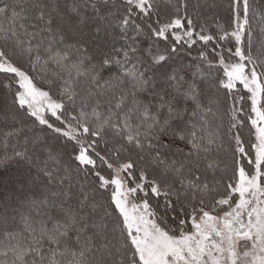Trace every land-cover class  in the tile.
Returning a JSON list of instances; mask_svg holds the SVG:
<instances>
[{"label":"snow or ice","instance_id":"snow-or-ice-1","mask_svg":"<svg viewBox=\"0 0 264 264\" xmlns=\"http://www.w3.org/2000/svg\"><path fill=\"white\" fill-rule=\"evenodd\" d=\"M169 4L167 20L160 19L155 0H120L119 7L117 0H72L65 3L66 12L59 0H13L0 7V42L5 46L0 48V74H4L0 88L11 93L16 116L25 114L71 145L61 185L72 179L73 165L77 177L91 178L87 183L75 181L82 193L76 209L69 192L54 191L53 197L68 199L32 201L35 216L21 214L19 228L4 227L0 264H264V56L252 53L250 0H231L233 26L217 24L216 33L188 15L187 0ZM86 8L94 14L108 9L100 17L103 24L94 26V37L119 33L133 43L113 46L97 62L86 44H69V33L88 23ZM145 33L153 44L141 50L135 42ZM197 45L196 58L206 71H198L194 78L209 81L214 68L222 70L215 84L225 90L228 123L225 128L220 116L209 130V121L202 117L178 130L175 139L189 151L176 147L174 154L184 159L169 162L162 151L172 148L162 139L169 131L167 121L161 125L137 98V90L149 83L147 69L141 71L142 57L147 55L149 67H163L182 50L191 55ZM73 51L76 60L69 64ZM15 55L26 57L33 72L43 73L48 90L34 82L35 77L13 59ZM111 64L119 74L102 77L97 69ZM63 72L85 77L87 94L77 91L75 84L69 86ZM162 77L201 109L194 81L187 83L175 71ZM127 86L133 91L131 107L125 109ZM105 96L106 102L97 99ZM204 111L217 116L211 108ZM246 127L248 140L242 135ZM213 146L231 152L227 182L202 179L189 167L193 157L199 160ZM48 159L61 163L52 152ZM221 170L227 172L229 165L225 162ZM46 175L51 180L52 174ZM72 187L69 183V190ZM86 205L92 213L103 209L99 222L93 219L87 224L82 215ZM49 206L58 215L46 211ZM0 220L8 224L7 205Z\"/></svg>","mask_w":264,"mask_h":264},{"label":"trees","instance_id":"trees-1","mask_svg":"<svg viewBox=\"0 0 264 264\" xmlns=\"http://www.w3.org/2000/svg\"><path fill=\"white\" fill-rule=\"evenodd\" d=\"M13 0H0V7H2L6 3H12ZM60 6L62 11H67L65 8V3H72V0H59ZM77 3H86V0H76ZM156 6L158 9V14L161 20H167L169 15L171 14V7L169 4V0H155ZM173 3L176 2V0H172ZM120 0H117V7H119ZM188 3V15L195 20L198 24H203L208 28V31L210 33H216L217 28L216 25H222L224 28L228 29L232 25V14H231V0H187ZM226 4V6H224ZM251 10H250V24H251V31H252V37H253V48L252 53L254 56H264V46H262V43H264V0H250ZM85 14L87 15L88 23L85 25L82 29H80L77 32L69 33L68 36V43H71L72 37L77 35L81 40L84 42H80L81 44H86L91 55L95 57V61L97 62L100 60V58L107 52H111L113 46L116 48H123L126 47L128 44L133 43L131 39H123L119 35V33H112L110 35L105 36L104 33H101L100 38L94 37L92 35L93 29L92 27L96 24H103V21L100 19H97V17L93 14H90L88 11L84 10ZM216 14V15H215ZM101 17V16H99ZM153 20H155V16L153 17ZM101 22V23H100ZM92 31V33L89 32ZM111 31V30H110ZM147 35V33H146ZM148 36V35H147ZM143 36L137 37L136 39V46L140 48L141 50L145 49L143 47ZM211 46V45H210ZM5 47L2 42H0V48ZM57 47L63 48V45H58ZM199 48V45H197L194 49L191 50V55L186 54L183 50L174 54L172 57L176 56L179 59L182 60V63L178 64V68L182 69L180 73L177 75L184 77V80L187 83H193L195 82L198 91H199V103L201 104V109H197L196 102L192 99L186 98L182 92H177L174 90L173 87L170 86L168 82L164 83V79L162 77V73H169L167 72L168 68L170 66L176 65L175 62H173L171 59L172 57L167 61L166 64L163 65V67L156 65L153 67H149V58L145 54L142 59L144 60V64L141 67V71H146V76L148 78L149 83L144 87L143 90H137V98L139 101H141L142 106H147L150 110V112L157 117V120L161 125L167 121L169 131L167 136L162 137L163 142L165 144L172 145L171 150L169 149H163V154L165 157L169 158V162H171V159L181 160L184 159L183 156L176 155L175 148L179 147L184 150L185 153L189 151V148L187 145H185L183 142L179 141L178 139H175V135L178 134V130H185L187 129L192 123H199L201 121V118H205L209 121V130L214 127L215 124L219 123V117L223 116L224 120V126L227 127L228 123V117L224 115V92L225 90L218 88L215 84V76L217 74L222 75V70L213 69V78L209 81L202 82L199 78V75H196L195 78L193 77V80H191L190 76L188 75V69L190 66H194L195 73L198 71H206V66L202 65L197 57V50ZM9 51V55H12V50L9 48L7 49ZM193 55V56H192ZM13 59L16 60V62L24 68V70L28 71L29 74L33 77H35V83L41 87L43 90H48L49 85L45 83V81L42 79L43 73H41L39 70L33 72L30 65L27 62V58H21L18 55L13 56ZM116 59H122V56H117ZM76 60L75 52L73 51L69 64L71 61ZM135 62V61H134ZM196 64H195V63ZM127 67H131V64H128ZM50 69L54 71H59V69H56L54 65H50ZM97 71L100 72L102 77H109L113 74H119V68L115 64L107 65L103 69H97ZM187 72V74H186ZM170 74V73H169ZM63 80L69 81V86H72L75 84L77 91L81 92V94L86 95L87 89H88V83L86 81L85 77H75V73H73L72 76H69L67 72L62 73ZM199 78V79H198ZM0 80H4V74H0ZM63 81H58V83H62ZM165 84V88L156 89V86L158 84ZM205 83V85L203 84ZM153 85V86H152ZM242 90V86H238ZM15 86H13L14 90ZM132 88L130 86H127V93H128V99L125 104V109L128 107H131L132 102ZM7 93L9 94L10 102H9V110L12 112L10 115L11 120L8 122L7 120L4 122H0V159L1 154L4 155L3 151L12 153L13 156L17 155V152H21L20 148L22 145V134L21 132H26V130H23L22 126H26L31 128L32 131H29L28 133L37 132V133H43L45 136L49 137L50 140H52L53 147L52 148H43L42 150L36 149V147L32 146L33 149H26L27 154L35 158L40 162L41 166L46 165V169L49 170V168H54V162L52 160H47L44 153L48 149L49 151L54 149V147H58L60 150V155L62 156V161H64L65 165L64 167L69 163V154L72 152L71 145L61 137L54 136L50 130L44 129L42 126H39L38 124H33L31 122V119L27 117L25 114L21 113L19 116H16V106L13 105V97L11 93L7 90ZM119 98V97H117ZM163 98V99H162ZM167 98V102H166ZM97 99H101L102 102H106L109 97H97ZM163 100V101H162ZM219 100L220 103L217 104L215 101ZM162 102V103H161ZM228 105H231L232 101L229 98L228 99ZM183 106L186 107L184 111L185 117H181L179 113L181 112ZM106 107V103H105ZM211 108L213 112H217V116L213 117L211 113L205 114V109ZM193 113H196L195 117L193 116ZM18 121L19 126L18 132L11 133L12 129L9 127V123H16ZM133 122H136V117H133ZM158 131V130H157ZM223 131V129L221 130ZM243 138L245 140L249 139V131L246 127L243 130ZM4 141V145H1V141ZM27 142V140H26ZM153 143H156L155 141H152ZM225 147H227V144H225ZM247 147V145H246ZM29 148V147H28ZM22 149V148H21ZM47 150V151H48ZM205 155L207 158L205 159ZM17 161H10L7 163V165L1 166L0 164V197L3 195H6L8 197L7 204H4L1 206V210L3 212L4 206L7 205L8 207V217L9 221L7 225H4L2 220H0V231H3L4 227L8 228H19L21 226L20 224V217L21 214L28 215L31 213L33 216L36 214V210L32 205V201H41L47 199L48 201L52 200H65L68 199L64 196H60L58 198L52 196V192H69L70 193V204L71 206L76 209L77 208V196L79 195V192L77 191L80 186L74 185L70 190L68 188V184L63 185H57L56 188L54 186L36 182L33 179H28L25 176L18 175V168L12 167L11 165L16 163ZM44 162V163H41ZM214 163V166L212 169L208 168L209 163ZM227 163L229 165V170L227 172L222 171L224 167V163ZM21 166H25V161L21 162ZM216 163L219 164V167H216ZM3 164V163H2ZM198 166V168H197ZM12 167V168H11ZM63 166L59 167V171L61 173L63 172ZM189 167L192 168L193 171H197L199 175H201V178H207L209 181H212L213 179H223L225 182H227L226 178L228 176H231V152L225 151L223 149H217L216 146H213L212 151L208 154H201V158L199 160H196L195 157L192 158V163L189 165ZM61 168V169H60ZM75 166L73 165V170ZM151 170V169H150ZM52 173V172H51ZM215 173V175H213ZM54 175V180H55ZM75 177V181L77 178L80 180H83L85 183L90 182L84 180V175L80 174L79 177L75 174L72 175V179ZM81 177V178H80ZM54 188V189H53ZM36 192L35 195L31 196H25L27 192ZM221 191L223 189L221 188ZM17 197L20 198V202L18 205L14 206V203L12 202ZM89 206H85L84 210H87ZM103 209H101L102 211ZM51 215L55 216L58 215V211L56 209H53L52 207H48L46 209ZM82 215L84 217V220L87 222V224L90 226L93 219L96 221L98 220V211L93 213V219H91L90 213L83 212ZM111 211V209H109ZM26 213V214H25ZM97 214V215H96ZM14 217V219H13ZM99 221V220H98ZM109 224L112 223L111 218L108 220ZM89 234H91V229L89 228ZM75 237L73 236V239ZM111 238V236H110ZM97 243H101L100 240H97Z\"/></svg>","mask_w":264,"mask_h":264},{"label":"rangeland","instance_id":"rangeland-1","mask_svg":"<svg viewBox=\"0 0 264 264\" xmlns=\"http://www.w3.org/2000/svg\"><path fill=\"white\" fill-rule=\"evenodd\" d=\"M224 6H226V4H224ZM84 10L88 11L90 14L95 15L97 17V19H100L99 16L106 15L107 12H108V9H106V8L105 9H102L101 12L98 13V14H94L91 11L90 8H86ZM94 26L92 27L93 32H94ZM89 32L92 33V31H90V30H89ZM77 35H75L74 37H72L73 39H71V43L84 42ZM92 35H93V33H92ZM142 42H143V47L145 49H147L148 47L152 46V44H153V41L148 38V36L146 35V33L143 35V41ZM171 60L173 62H175V64L176 63L177 64L176 65H173V66H170L168 68L167 72H169L170 74L173 71H175L176 74L180 73V71H182V69L178 68L177 65L180 64V63H182V60L179 59L176 56L172 57ZM186 74H187V72H186ZM194 74H196V73H195V68H194V66L192 64V66H190V68L188 69V75L190 76L191 80H193ZM164 83H166V81H164ZM164 83L158 84L156 86V89L158 90L160 88H165V84ZM203 84L205 85V83H203ZM9 102H10V98H9V94L7 93V90L6 89H3V88H0V122H4V120L5 121L7 120L9 122L11 120L10 115L12 114V112H10V110H9ZM166 102H167V98H166ZM185 109H186V107L183 106L181 112L179 113V115L181 117H185L186 116V115H184ZM8 125L12 129V131H10L11 133L18 132V131H15V130H18V127H16V126H19L18 121L16 123H12V124L9 123ZM22 127H23L22 128L23 130H26V132H21V134H22V137H21V140H22L21 148L22 149L20 148V151H21V153H23V155H19V156L18 155H15V156H13L12 153L3 151L4 152V155L1 154V159H0L1 166L7 165V163H9L10 161L11 162L12 161H17L16 163L12 164L11 166L12 167H15L16 169L18 168L17 169L18 170V175L25 176L28 179H33L36 182H41V183L43 182L45 184L52 185V186H54V188H56V184L60 186L61 183H60V178H58V175L61 173V171H59L58 168L61 167V166H63L62 168H64V165H65L64 161H62V159H61L62 156L60 155V150L58 149V147L55 146L54 149L52 150V154L54 156H56L57 159L59 161H61V163H59V164L55 163L54 164L55 165L54 168H49V170H47L46 169V165L41 166L40 162H38V160H36L35 158L33 159L32 157H30L27 154V152H26V150L24 148L26 147V149H29V150L30 149H33L34 146L38 150H42L43 148H48V147L49 148H52L53 147L52 140H50L49 137L45 136V134H43V133H37V132L28 133L29 131H32L31 128L26 127V126L25 127L22 126ZM26 140H27V142H26ZM4 141L5 140L2 139L1 145L2 144L3 145L5 144ZM47 150L44 153V155H45L46 159L48 160V153L51 152V150L50 151L49 150L47 151ZM22 161H25V163H26L25 166H21L20 165V164H22L21 163ZM41 163H44V162H41ZM46 173H51L52 174L51 180H50L49 176L46 175ZM75 174L76 173L73 170L72 175L75 176ZM54 175H56L55 176V180H54ZM61 176H64V172H62V174L59 177H61ZM81 181L84 182L83 180H81ZM68 183H72L73 184V187H74V185H76V183H75V177L73 179H71V180H68V179H65L64 180V184H68ZM77 191L79 192V195L76 197L77 198V203L76 204H78V200H79V198L82 195L80 188ZM35 193L36 192H34V191H32V192L29 191V192H27V194L25 196H31V195L33 196V195H35ZM7 199H8V197L6 195H3L2 197H0V208H1L2 205L7 204ZM12 202L14 203V206H16V205L19 204L20 198L17 197ZM87 211H88V213L91 214V217L90 218L93 219V213H92V209H91L90 206H89V208L87 210H84L83 212H86L87 213ZM97 211H98V220H99L100 216L103 215V210L101 211V209H99ZM0 212H2L1 209H0ZM98 220H97V222H99Z\"/></svg>","mask_w":264,"mask_h":264}]
</instances>
